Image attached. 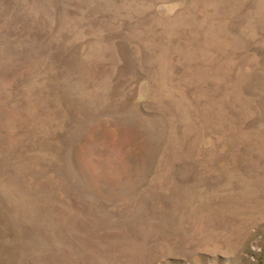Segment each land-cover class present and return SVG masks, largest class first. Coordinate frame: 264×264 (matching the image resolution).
<instances>
[{
  "label": "rangeland",
  "instance_id": "1",
  "mask_svg": "<svg viewBox=\"0 0 264 264\" xmlns=\"http://www.w3.org/2000/svg\"><path fill=\"white\" fill-rule=\"evenodd\" d=\"M0 264H264V0H0Z\"/></svg>",
  "mask_w": 264,
  "mask_h": 264
}]
</instances>
